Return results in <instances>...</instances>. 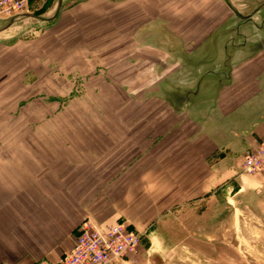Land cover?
<instances>
[{
  "label": "rangeland",
  "instance_id": "rangeland-1",
  "mask_svg": "<svg viewBox=\"0 0 264 264\" xmlns=\"http://www.w3.org/2000/svg\"><path fill=\"white\" fill-rule=\"evenodd\" d=\"M11 19L0 17V254H44L89 220L141 236L118 264H264V183L192 203L169 174L178 130L163 140L179 119L164 89L188 88L195 61H227L242 33L239 52L264 58V0H25Z\"/></svg>",
  "mask_w": 264,
  "mask_h": 264
},
{
  "label": "crops",
  "instance_id": "crops-1",
  "mask_svg": "<svg viewBox=\"0 0 264 264\" xmlns=\"http://www.w3.org/2000/svg\"><path fill=\"white\" fill-rule=\"evenodd\" d=\"M249 38V33H242L239 51L249 44ZM239 51L235 55L227 53V61H195L196 67L200 65L188 88L168 93L164 89L170 112L179 118L163 137L167 143V137L178 130V137L172 136L168 141L170 147H178L172 148L173 154L170 151L168 160L170 164L174 162V172L169 168V174L184 179L185 189L180 192L192 203L220 187L238 195L264 183V175L249 180L241 173L245 155L264 141V58L255 61L257 54L243 56ZM178 63L179 74L183 76L182 67L189 62ZM172 97H178V107L171 105ZM182 185L183 182L181 188ZM106 223L114 222L106 220ZM75 232L57 241L44 254L1 253L0 264H58L72 249Z\"/></svg>",
  "mask_w": 264,
  "mask_h": 264
},
{
  "label": "built area",
  "instance_id": "built-area-1",
  "mask_svg": "<svg viewBox=\"0 0 264 264\" xmlns=\"http://www.w3.org/2000/svg\"><path fill=\"white\" fill-rule=\"evenodd\" d=\"M25 13V0H0V17L14 18ZM246 174H264V141L243 159ZM141 236L123 224L98 228L87 220L80 228L73 248L58 264H118L135 255Z\"/></svg>",
  "mask_w": 264,
  "mask_h": 264
},
{
  "label": "water",
  "instance_id": "water-1",
  "mask_svg": "<svg viewBox=\"0 0 264 264\" xmlns=\"http://www.w3.org/2000/svg\"><path fill=\"white\" fill-rule=\"evenodd\" d=\"M32 16H33V15H32ZM11 20H13V18H12Z\"/></svg>",
  "mask_w": 264,
  "mask_h": 264
}]
</instances>
